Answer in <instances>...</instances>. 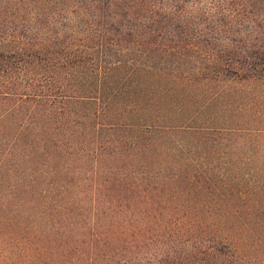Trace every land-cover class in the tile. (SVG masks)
Listing matches in <instances>:
<instances>
[{
  "label": "trees",
  "instance_id": "obj_1",
  "mask_svg": "<svg viewBox=\"0 0 264 264\" xmlns=\"http://www.w3.org/2000/svg\"><path fill=\"white\" fill-rule=\"evenodd\" d=\"M0 264H264V0H0Z\"/></svg>",
  "mask_w": 264,
  "mask_h": 264
}]
</instances>
